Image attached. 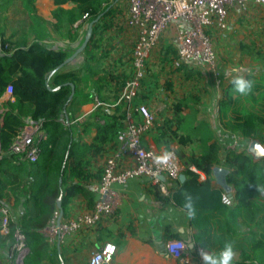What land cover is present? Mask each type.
<instances>
[{"label":"trees","instance_id":"trees-1","mask_svg":"<svg viewBox=\"0 0 264 264\" xmlns=\"http://www.w3.org/2000/svg\"><path fill=\"white\" fill-rule=\"evenodd\" d=\"M34 0H29L28 7ZM55 9L52 16L56 19L53 29L60 33L63 39L76 40L72 32V25L82 19L83 24L90 23L103 15L93 28V37L83 54V66L74 67L69 63L49 80V73L61 65L69 56L65 49H49L42 45V24H47L39 17L34 8L31 33L34 42L29 46L27 39L0 37V100L6 94L8 86L13 92L7 101L0 102V204H12L16 218L10 222L8 235L0 234V264L7 261L10 248L14 242L16 230L26 236L29 253L24 264H59L57 249L51 245L41 231L48 225L54 213L58 210L57 201L61 198L65 211L71 200L78 194L93 200L92 191L81 184V181L91 176L87 172L90 160H85L83 153L97 156L103 146L115 142L118 133L124 129L126 111L122 105H115L119 93L126 81L132 76L122 72L112 74L109 78L100 77L96 82V93L103 90L114 96V107L111 109L99 106L90 119L83 123L84 128L95 127L96 134L91 144H81L76 136L78 129L67 124L65 110L70 119L69 109L80 98L79 84L101 72L102 63L109 58L106 49V32L111 28L108 18L118 12L116 0H53ZM30 4V5H29ZM72 4L65 9L64 6ZM177 56V54H176ZM80 57V56H79ZM131 75V76H130ZM113 81L115 86L110 87ZM252 82V89L246 95L234 91L231 84L218 103L219 112L226 120V126L237 134L243 144L251 141L264 143V79ZM70 83L75 85V95L71 101ZM101 83V86L99 85ZM107 86V87H106ZM57 90H53L56 89ZM236 94L237 98L233 99ZM92 99V94L88 95ZM135 106L136 103H135ZM181 105H177L175 114L180 112ZM232 111L233 115H229ZM137 112V111H135ZM134 112V113H135ZM103 121V123H100ZM30 123H42L47 134V140L40 143L41 156L37 163H28L10 151V147L21 127ZM177 116L174 121L165 120L164 129L171 130L174 123H179ZM178 143L186 145L191 142L189 136H178ZM220 145L211 144L200 156L190 158V166L183 173L188 180L183 191L198 189L202 193H174L176 204L185 207L187 195L202 198L199 208L192 207L191 213L197 220L206 217L209 212H219V216H226L219 224L218 231L200 225V233L195 236V242L204 250L221 252L226 244L232 246L233 251H239V259L232 264H264V157L261 159L247 150L229 151L219 158ZM90 157V158H92ZM42 159V166L40 161ZM223 165L229 170L227 183L234 186L236 208L228 209L222 204V192L213 188L211 179L216 165ZM199 173L207 179L199 183ZM77 180L78 182H74ZM240 221V223H239ZM199 226V225H198ZM245 227L240 237L236 238L237 228ZM6 254V257L4 256ZM2 256L5 260L2 261Z\"/></svg>","mask_w":264,"mask_h":264},{"label":"crops","instance_id":"crops-1","mask_svg":"<svg viewBox=\"0 0 264 264\" xmlns=\"http://www.w3.org/2000/svg\"><path fill=\"white\" fill-rule=\"evenodd\" d=\"M118 2L115 4L117 5ZM3 5L7 8L10 7V1L3 3ZM32 7L36 14L47 23L42 24L41 30L38 29L39 35L43 38L41 41L43 46L49 49H65L67 51L68 48H72L73 53L79 48L87 32L85 26L89 23L83 24L82 22L77 27L72 25V32L75 31L77 36L76 40L63 39L52 26L56 24V19L52 16V11L55 9L53 0H34ZM71 7L72 4L64 6L65 9ZM127 11L128 2L126 0V7L118 8V12L112 17V20L114 28L120 29L117 35L119 44L129 46L127 50L129 51L128 66L130 71L120 66L119 61H116L115 65L111 62L113 49L111 46L107 47L110 56L102 63L100 74L79 84V92L82 96L77 98L69 109L71 122L69 120L66 122L78 129L76 136L81 144H91L96 134L95 127L84 128L82 126L99 107L96 98L104 104L103 108L112 109L114 107L113 94L106 90H103L100 95L96 93L97 80L100 77L109 78L105 75L106 67L104 65H108L109 62L112 64V74L117 75L125 72L132 75L131 54L137 40V31L125 25ZM6 14L0 11V37L4 35L5 38L12 37L13 40L26 38L27 44L30 46L34 42V34L31 33L30 29L33 24V13L26 14L25 17H18L19 14L8 17ZM177 27L178 24H172L169 28L172 32L174 30L173 34L171 35V30L167 29L162 36L163 41H166L170 36L175 54ZM207 32L212 42L219 49L215 73L207 72L190 64L175 68L174 64L171 66L170 63H162L159 59L162 48L159 47V49L157 46L151 54L146 77L142 81L139 95L135 101L136 105L147 106L154 117L153 127L143 137L144 145L153 146L160 153L175 151L185 169L188 166L191 168L190 158L192 156H200L213 143L220 145L219 158L222 162L223 156L229 152H226L227 144L233 137L240 138L226 126V120L220 114L218 107L224 92L232 84L231 81L237 76L255 83L261 82L262 78L264 79V6L249 3L244 11L232 5L228 8L227 28L218 30L213 27ZM84 51L77 57L81 59L78 67L76 66L77 68L83 66ZM75 60L73 64H75ZM234 69L237 71H233ZM107 72L110 73L108 70ZM99 85L101 86V83ZM194 85L199 87L196 92H192ZM263 85L264 83L261 84V86ZM114 86L115 83L111 81L110 87L113 88ZM91 94L92 99H89L88 95ZM9 98L5 94L0 102L7 101ZM236 98L237 95L234 94L233 99ZM177 105H181L178 115L175 114ZM229 113V115L234 116L232 111ZM177 116L180 122L174 123L171 130H165L163 128L164 121H174ZM134 118L137 122L141 121L138 112L134 113ZM80 121L81 124H79ZM30 124L27 122L26 126ZM260 130L264 135L263 128ZM181 135L189 136L191 142L186 145L179 144L177 137ZM260 145L264 149V144L260 143ZM115 152L120 153L121 169L134 165L135 161L129 152L126 141L118 142L116 140L104 145L101 153L94 157L91 156V153H83L84 159L90 160L87 172L91 177L81 181V184L93 192V200L90 202L86 196L76 195L64 211L63 219L91 212L97 198L94 187L101 179L106 159ZM215 167L225 168L221 164ZM184 176V180L179 177L177 181L167 179L162 181L164 189L147 177L130 179L123 185H113V189L118 194V204L114 215L105 219L102 225L97 228L77 231L66 236L62 242L54 243L53 246L58 252L59 264H62L61 261L64 264H89L92 253L109 242L116 245L117 248L116 254L109 264H204L196 256V248L200 246L196 244L195 236L200 233V225L207 226L211 233H216L219 224L224 222L227 214L219 216L217 211L209 212L206 217L197 220L199 226H195L196 221L191 211L179 206L173 199L174 193H202L198 189L183 191L188 180L185 174ZM206 179L205 174L199 173V183H203ZM74 182L78 181L75 180ZM211 185L213 188H219L222 194L227 193L229 195V192L218 185L214 175L211 179ZM228 187L235 203L233 206L227 207L234 209L237 206L234 199L235 189L229 183ZM189 197H191L192 207L198 209V206L202 205L201 196L187 195V200ZM9 206L12 207V204ZM237 229L238 233H235V236L239 238L245 227ZM169 241H183L188 245V251L185 255L188 263H183L169 254L167 249ZM206 251L209 255L217 257L220 254L216 251ZM234 253L233 260L239 259V251L235 250ZM2 258L4 261L5 257L2 256ZM3 263L8 264L6 261Z\"/></svg>","mask_w":264,"mask_h":264},{"label":"built area","instance_id":"built-area-1","mask_svg":"<svg viewBox=\"0 0 264 264\" xmlns=\"http://www.w3.org/2000/svg\"><path fill=\"white\" fill-rule=\"evenodd\" d=\"M128 11L125 25L137 31V40L131 54L132 76L126 81L119 93L115 105H122L126 111L125 127L118 133L117 141H126L130 154L134 158V165L129 168H120L121 156L119 152L108 157L103 166V173L99 183L94 187L95 199L90 213L63 219L58 224L60 215L57 210L48 225L41 231L47 241L54 245L63 239L83 229L97 228L105 219L114 215L118 194L113 189L115 184H126L130 179L147 177L164 189L160 176H165L169 181H177L185 168L180 163L175 151L172 158L165 164H158L156 157L164 152H158L153 146H145L143 137L153 127L154 117L147 106L135 101L139 95L142 81L146 77L148 62L153 50L159 45L163 33L175 22L178 23L175 39L176 59L174 67L180 68L184 64L193 65L210 73H215L218 64V54L215 50L208 30L213 27L218 30L227 28L228 8L232 5L246 10L249 3L264 6V0H127ZM74 23L77 27L83 20ZM13 92L10 85L6 89L9 97ZM98 106L104 104L96 98ZM141 116L137 122L134 112ZM47 140V134L42 123L24 125L16 135L10 151L28 163H37L41 156L40 143ZM251 143V142H250ZM250 143L243 144L240 138L233 137L227 144L226 152H241L248 150ZM197 173L194 167L190 168ZM224 205H234L233 199L227 194H222ZM12 213L10 206L0 204V234L8 235ZM169 254L183 263H188L185 257L188 245L183 241H169L167 243ZM116 245L109 242L101 249L92 253L89 264H109L116 254ZM29 253L26 236L16 230L14 242L7 258L8 264H24ZM202 253L209 254L203 248H196L197 259L204 263Z\"/></svg>","mask_w":264,"mask_h":264},{"label":"rangeland","instance_id":"rangeland-1","mask_svg":"<svg viewBox=\"0 0 264 264\" xmlns=\"http://www.w3.org/2000/svg\"><path fill=\"white\" fill-rule=\"evenodd\" d=\"M10 1V7H4L3 3L5 2H9ZM27 3H30L29 0H0V11H3V13H7L6 16L8 17H12V16H16V14H19L20 16L18 17H25L26 14L30 15L31 14V7H32V4H31V7L27 5ZM30 5V4H29ZM118 8H125L126 7V0H120L118 2ZM21 19V18H19ZM107 22L111 24V28L108 30V32H106V36H107V41L106 43H110V46L112 47L113 49V53H112V58H111V62L115 65L116 61H119V64L120 66L124 67V69H126L127 71H130L129 70V51L127 50V47L129 46H126L125 44H119V41H118V31H120L119 28H114V22L112 20V18H108L107 19ZM179 22H175L174 24H178ZM11 24V23H10ZM74 27V25H73ZM88 27V24H86L85 26V31ZM168 30H171V28H167ZM166 29V30H167ZM174 32V30H173ZM172 30L170 32V34L172 35L173 34ZM214 44V43H213ZM109 47V46H108ZM162 48V51H160V60L162 63H165L167 62L168 64L170 63L171 66H173V63H174V60L176 59V54L173 50V43H172V39L170 38V36H168V39H166V41H162L159 43L158 45V48ZM214 47H215V50L218 54V58H219V49H218V46H215L214 44ZM159 48V49H160ZM69 50V54L72 55L73 51H72V48H68ZM130 50V48H129ZM75 64L73 65V68L76 67V65H78V63L81 61V59H76L75 60ZM123 61V62H122ZM106 67V71H105V75L106 76H111L112 73H111V67H112V64L109 62V64L107 65H104ZM107 70L110 72L108 73ZM100 74V73H99ZM181 90V87L179 88ZM199 90V87L198 85H194L193 89H192V92H196ZM207 92V91H206ZM81 124V121L80 123ZM261 144H264V143H261ZM40 164L42 166L43 162H42V159L40 161ZM5 205H9L6 203V201H4ZM11 209V213L12 215L14 216V218H16V213L14 212V210L12 209V207H10ZM6 257V254L4 255ZM4 259V258H2Z\"/></svg>","mask_w":264,"mask_h":264},{"label":"water","instance_id":"water-1","mask_svg":"<svg viewBox=\"0 0 264 264\" xmlns=\"http://www.w3.org/2000/svg\"><path fill=\"white\" fill-rule=\"evenodd\" d=\"M120 0H116V2H118ZM103 15L99 16L97 19L93 20L92 22L89 23L88 25V28H87V32H86V35L84 37V41L82 42V44L79 46V48L72 54L70 55L61 65H59L57 68H55L54 70H52L49 75L47 76V86L49 89L50 88V85H49V80L50 78L55 74L57 73L59 70H61L63 67H65L66 65H68L69 63L73 62L79 54H81L89 45L92 37H93V28L95 26V24H97L100 19L102 18ZM70 86L72 88V92H71V95L69 97V101H71L75 95V85L73 83H70ZM53 90H57L56 89H53ZM65 118L66 120L68 121L69 118H68V115L66 113V110H65ZM249 153L253 154L255 156V158L257 159H261L264 157V149L261 147L260 143L258 141H252L248 147V150H247ZM229 174V170L225 169V168H221V167H215L213 169V175L218 183V185L220 187H222L226 192H229V196L231 198H233V195L232 193H230V188L228 187V183H227V175ZM185 176L184 174H181L180 175V179L181 180H184ZM160 180L161 181H166V177L165 176H160ZM57 208L60 212V215H59V218H58V224L61 223V220L63 218V215H64V210L62 208V202H61V198L58 199L57 201ZM62 264L63 261H61Z\"/></svg>","mask_w":264,"mask_h":264},{"label":"clouds","instance_id":"clouds-1","mask_svg":"<svg viewBox=\"0 0 264 264\" xmlns=\"http://www.w3.org/2000/svg\"><path fill=\"white\" fill-rule=\"evenodd\" d=\"M233 71H237V70L234 69ZM231 83L234 87V91L241 95L248 94L252 89V82L244 79L241 76L235 77L231 81ZM171 158H172V153L165 151L163 154L156 157V162L158 164L166 165ZM185 207L191 210L192 208L191 197L188 198ZM234 255L235 253L232 249V246L230 244H226L218 257L209 255L207 253H202V259L204 261V264H232Z\"/></svg>","mask_w":264,"mask_h":264}]
</instances>
